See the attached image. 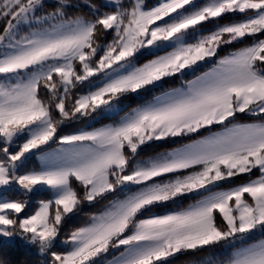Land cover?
Instances as JSON below:
<instances>
[{
    "label": "snow or ice",
    "instance_id": "1",
    "mask_svg": "<svg viewBox=\"0 0 264 264\" xmlns=\"http://www.w3.org/2000/svg\"><path fill=\"white\" fill-rule=\"evenodd\" d=\"M0 24V245L39 264H264V0H0Z\"/></svg>",
    "mask_w": 264,
    "mask_h": 264
},
{
    "label": "trees",
    "instance_id": "2",
    "mask_svg": "<svg viewBox=\"0 0 264 264\" xmlns=\"http://www.w3.org/2000/svg\"><path fill=\"white\" fill-rule=\"evenodd\" d=\"M155 0H149V3H154ZM47 4H48V9L50 10L54 5H55V0H47ZM85 11L87 9H84ZM72 11H74V9H69V12L71 13ZM3 25L0 24V30H2ZM110 39V37H109ZM101 43L104 42V38L101 37ZM241 45H236V47H239ZM228 51H230V49H225L223 52H221V55L226 54ZM150 58V57H148ZM208 67V65H205L201 68H199L197 70L196 74H199V72L206 70V68ZM193 76L192 73H189L185 78L186 79H191ZM179 84V79H177L172 86H176ZM168 85H166L167 87ZM139 101L137 100H129V101H125V103L129 106V107H134L136 103H138ZM127 110V109H126ZM120 115H123V112L120 113ZM113 119L116 118H109L107 116L102 117L97 119L96 121H92L91 125L92 127H99L102 126L104 124H109L113 122ZM253 118L248 117V116H244L241 115L239 117V120H252ZM90 121H87L85 123H74L72 125L69 126V129L66 130H72V129H77V128H81V127H85L87 126V124ZM195 138V137H194ZM188 140L185 139L184 141H182L183 143L187 142ZM177 146L176 144H168V145H164L163 147L166 148H172ZM161 147L157 144V145H149V146H145L143 151L140 153V157H148L151 155H154L156 152L161 151ZM38 164L33 162V164H29V167H35ZM38 199L40 198H46L45 194H37ZM112 199L111 196L108 197V200ZM36 201V200H35ZM35 201L33 202L34 206H35ZM107 203V200H103L100 201L99 203H96L94 205H88L87 203H85L84 205H82L81 210L79 211V213L72 217L71 219L68 220L65 228H64V233H68L70 232L72 229H74L75 227L80 226L82 223H84V221L86 220L87 216L89 213H93V212H97L100 209H102L104 207V205ZM185 204L188 203V201L184 202ZM155 211H159V209H156ZM260 233H257L253 239L259 238L260 237ZM61 239H63V236L61 237ZM61 250L62 247H61ZM213 249L210 250H205L202 251L200 253H198L195 257L191 256V255H186V256H179L178 258H176L173 261V264H187L188 261L196 259L198 260L199 258L207 255L209 252H211ZM111 256V254L109 255ZM0 258H4L13 262H18V264H39L40 260L42 259L41 256H39L36 252L32 251L31 249H29L28 247L20 244V243H15V244H11V245H0Z\"/></svg>",
    "mask_w": 264,
    "mask_h": 264
},
{
    "label": "crops",
    "instance_id": "3",
    "mask_svg": "<svg viewBox=\"0 0 264 264\" xmlns=\"http://www.w3.org/2000/svg\"><path fill=\"white\" fill-rule=\"evenodd\" d=\"M240 121H242V122H251V120H240ZM187 142H189V141H187ZM187 142H185V143H187ZM140 158H147V157H140ZM213 253H215L216 256H220V255L224 254V250L223 249H220V248L213 249L207 255L199 258L198 260H204V259H207V258H214V257H216V256H212Z\"/></svg>",
    "mask_w": 264,
    "mask_h": 264
},
{
    "label": "rangeland",
    "instance_id": "4",
    "mask_svg": "<svg viewBox=\"0 0 264 264\" xmlns=\"http://www.w3.org/2000/svg\"><path fill=\"white\" fill-rule=\"evenodd\" d=\"M99 118H101V117H98L97 119H99ZM91 122H92V121H90L89 123H91ZM33 162L39 164V161L36 160L35 158H33V159L29 162V164H33ZM35 200H38V196H37V195L33 197V202H34ZM17 243H19V242H17ZM20 244H22V243H20ZM22 245H23V244H22ZM24 246H25V245H24ZM28 248H29V247H28ZM29 249H31L32 251L36 252V251H35L34 249H32V248H29ZM114 254H115V253L111 254V256H107V257L104 258V259H105V260H110V259L112 258V255H114ZM212 256H216L215 253H213Z\"/></svg>",
    "mask_w": 264,
    "mask_h": 264
}]
</instances>
